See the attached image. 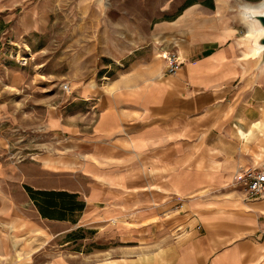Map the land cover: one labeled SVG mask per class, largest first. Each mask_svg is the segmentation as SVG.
<instances>
[{"label": "crops", "instance_id": "1", "mask_svg": "<svg viewBox=\"0 0 264 264\" xmlns=\"http://www.w3.org/2000/svg\"><path fill=\"white\" fill-rule=\"evenodd\" d=\"M196 7L154 28L160 37L174 29L189 35L180 50L162 46L179 56L174 75L165 74L162 61L142 64L140 71L98 87V94L93 84L77 88L90 106L83 123L62 114L49 119L54 144L69 152L63 164L74 169L68 183L46 184L42 173L40 183L28 187L75 195L83 209L42 218L26 193L37 215L22 223L33 233L63 238L82 228L104 231L145 222L150 240L161 244L132 258L93 263L55 256L48 264H264V197L245 199L232 185L239 169L256 167L254 145L240 151L224 120L234 111L235 122L245 127L260 115L233 104L240 91L235 82L246 74L240 62L246 61L243 54L237 58L232 36L217 27L219 12ZM255 93L253 87L245 98ZM179 203L182 208L173 210Z\"/></svg>", "mask_w": 264, "mask_h": 264}, {"label": "rangeland", "instance_id": "2", "mask_svg": "<svg viewBox=\"0 0 264 264\" xmlns=\"http://www.w3.org/2000/svg\"><path fill=\"white\" fill-rule=\"evenodd\" d=\"M104 2L105 9L96 0H0V264H48L55 256L74 255L98 263L147 254L159 246L160 240H150L145 222L104 231L82 228L71 232L73 241L67 240L71 233L52 238L24 228L22 222L37 215L24 187L40 183L42 173L46 184L68 183V171L74 169L63 164L68 149L54 144L47 123L59 114L73 124L83 123L90 106L77 88L93 84L92 93L98 94V87L140 71L142 64L163 62L158 57L162 46L180 50L188 45L189 35L180 30L160 37L164 35L154 28L176 20L189 7H206L210 15L219 12L217 27L232 36L237 58L246 52L236 0ZM245 61L240 62L245 78L235 82L242 91L233 104L245 114L260 115L245 127L235 122L234 111L224 120L233 127L240 151L254 145L250 155L259 167L264 163V72L251 84L258 61ZM253 87L255 96L245 98Z\"/></svg>", "mask_w": 264, "mask_h": 264}, {"label": "built area", "instance_id": "3", "mask_svg": "<svg viewBox=\"0 0 264 264\" xmlns=\"http://www.w3.org/2000/svg\"><path fill=\"white\" fill-rule=\"evenodd\" d=\"M165 65V74L174 75L180 66L178 55L175 51H165L162 54ZM232 185L241 188L245 199H258L264 197V168H241L234 176ZM179 203L175 209H181Z\"/></svg>", "mask_w": 264, "mask_h": 264}, {"label": "clouds", "instance_id": "4", "mask_svg": "<svg viewBox=\"0 0 264 264\" xmlns=\"http://www.w3.org/2000/svg\"><path fill=\"white\" fill-rule=\"evenodd\" d=\"M229 2L231 3V0ZM234 10L250 38L249 53L264 60V46L259 43L261 39H264V28L254 19L264 17V0H258L257 3H252L251 0H236ZM261 70L264 71V67Z\"/></svg>", "mask_w": 264, "mask_h": 264}, {"label": "trees", "instance_id": "5", "mask_svg": "<svg viewBox=\"0 0 264 264\" xmlns=\"http://www.w3.org/2000/svg\"><path fill=\"white\" fill-rule=\"evenodd\" d=\"M24 189L42 218L55 220L56 212H74L83 209V203L76 201L75 195L66 192L34 191L30 187Z\"/></svg>", "mask_w": 264, "mask_h": 264}, {"label": "bare ground", "instance_id": "6", "mask_svg": "<svg viewBox=\"0 0 264 264\" xmlns=\"http://www.w3.org/2000/svg\"><path fill=\"white\" fill-rule=\"evenodd\" d=\"M97 1V3L98 4H100L103 8H106L107 7V5L105 4V2H104V0H96ZM258 18V17H257ZM257 18H254L259 24H260V22L258 21V19ZM261 25V24H260ZM262 27V26H261ZM263 28V27H262ZM243 41H246L247 42V48H246V52H243V55H244V58H245V60L246 59H248V62H253L254 64H256L257 63V61H258V64H257V71L256 72H254V74H252L250 77V79H251V84H253V85H255V83H256V80H257V77L260 75V73H262V72H264V71H262L261 70V68L262 67H264V61H261V59L260 58H258V57H256V56H253V55H251L250 53H249V48H250V38L247 36V34H245L244 35V37H243V39H242ZM262 46V45H261ZM244 47V46H243ZM161 51H162V53H161V55L162 54H164L165 53V51L163 50V48L161 49ZM178 59H179V56H178Z\"/></svg>", "mask_w": 264, "mask_h": 264}, {"label": "water", "instance_id": "7", "mask_svg": "<svg viewBox=\"0 0 264 264\" xmlns=\"http://www.w3.org/2000/svg\"><path fill=\"white\" fill-rule=\"evenodd\" d=\"M257 19L260 22L261 26L264 28V17H258ZM259 43L260 45L264 46V39H261ZM261 61H264V60H261Z\"/></svg>", "mask_w": 264, "mask_h": 264}]
</instances>
